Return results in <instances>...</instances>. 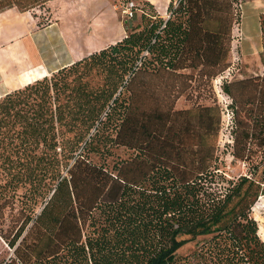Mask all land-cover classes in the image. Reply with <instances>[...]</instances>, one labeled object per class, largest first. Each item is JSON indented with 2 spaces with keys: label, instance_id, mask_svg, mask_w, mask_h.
<instances>
[{
  "label": "trees",
  "instance_id": "obj_1",
  "mask_svg": "<svg viewBox=\"0 0 264 264\" xmlns=\"http://www.w3.org/2000/svg\"><path fill=\"white\" fill-rule=\"evenodd\" d=\"M51 1L0 0V13ZM234 3L171 0L164 17L145 2L120 41L0 98V176L28 185L3 264H264V53L261 74L223 84L230 164L220 106L177 107L231 65Z\"/></svg>",
  "mask_w": 264,
  "mask_h": 264
},
{
  "label": "rangeland",
  "instance_id": "obj_2",
  "mask_svg": "<svg viewBox=\"0 0 264 264\" xmlns=\"http://www.w3.org/2000/svg\"><path fill=\"white\" fill-rule=\"evenodd\" d=\"M80 1H83L82 5ZM95 0H56L50 3L51 12L45 14L42 11H37L36 21L38 26L45 28L46 25L55 19L61 17L63 24L68 28L67 25H80L90 29L88 24H91L90 16L93 13L90 9V5ZM111 2L112 9L119 15L121 22L124 25L126 32L133 27L140 25L138 13L137 17L133 20L126 21L122 14L123 0H109ZM143 6L141 0H134ZM240 1V0H239ZM242 9L238 22L235 23L232 31V43L230 52V63H239L241 68V75L254 76L259 75L263 72L262 56L264 53V36L261 30V20L264 19V0H241ZM78 8H82L81 10ZM84 8V9H83ZM75 12V14H74ZM94 14V13H93ZM112 27V26H111ZM95 34V33H93ZM85 40V35H81ZM219 76V75H218ZM216 76L211 83L212 90L210 87H206L199 81L194 83V87L198 88L193 93L192 101H188L183 96L178 108L190 107L194 102H198L203 105L218 104L221 108V126L218 132L217 141L218 146L223 155L226 156L227 163H231V157L227 155L228 145L232 142V129L234 125V114L231 108L232 99L226 94L223 89V83H221ZM235 77V76H234ZM241 76L236 75L235 78ZM2 151V150H0ZM15 150H12L14 159H16L15 167L13 172L17 173L19 170L24 171L25 167L22 166L24 163V155L20 156L21 159L14 155ZM121 155H125L123 149L117 151ZM225 152V153H224ZM234 175L243 172V166L237 164L231 169ZM3 172V168H0V173ZM11 176V175H10ZM28 185L24 182H18V178L10 177L7 178L5 175L0 176V264L5 263L13 256V249L10 248L3 237L13 238L16 231L19 228L18 216L20 210L24 206V193L27 191ZM252 215L258 221L259 224V235L264 241V196H262L254 205ZM189 236L182 235L179 239H188ZM207 238L199 237L196 240L186 242L176 252L179 257H186L196 251Z\"/></svg>",
  "mask_w": 264,
  "mask_h": 264
},
{
  "label": "crops",
  "instance_id": "obj_3",
  "mask_svg": "<svg viewBox=\"0 0 264 264\" xmlns=\"http://www.w3.org/2000/svg\"><path fill=\"white\" fill-rule=\"evenodd\" d=\"M141 2L152 3L159 14L168 16L171 0ZM90 9L94 13L90 16V29L82 24L67 25L66 29L61 17L41 28L30 11L15 7L1 12L0 98L120 41L127 34L109 0H95ZM81 35H85V40Z\"/></svg>",
  "mask_w": 264,
  "mask_h": 264
},
{
  "label": "built area",
  "instance_id": "obj_4",
  "mask_svg": "<svg viewBox=\"0 0 264 264\" xmlns=\"http://www.w3.org/2000/svg\"><path fill=\"white\" fill-rule=\"evenodd\" d=\"M235 13L240 15L242 9L241 0H234ZM138 13H143V6L136 3L134 0H123L122 14L126 21L133 20L137 17ZM241 71L239 63H231V65L219 74L218 79L221 83L231 80L234 76L238 75Z\"/></svg>",
  "mask_w": 264,
  "mask_h": 264
}]
</instances>
